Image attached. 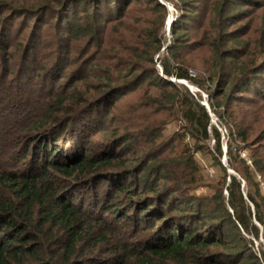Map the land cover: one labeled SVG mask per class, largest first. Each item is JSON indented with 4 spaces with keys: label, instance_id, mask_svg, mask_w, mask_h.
<instances>
[{
    "label": "trees",
    "instance_id": "trees-1",
    "mask_svg": "<svg viewBox=\"0 0 264 264\" xmlns=\"http://www.w3.org/2000/svg\"><path fill=\"white\" fill-rule=\"evenodd\" d=\"M166 1L176 13L164 47L159 0H0V264H264L253 246L264 241V47L239 24L244 2L264 0ZM46 14L42 54L33 38ZM16 15L32 18L24 42ZM179 79L247 144L251 166L227 145L239 178ZM133 91L139 100L115 114ZM168 111L195 141L214 139L225 195L189 194L199 167L189 147H161L153 116ZM121 128L136 132L130 145Z\"/></svg>",
    "mask_w": 264,
    "mask_h": 264
},
{
    "label": "rangeland",
    "instance_id": "rangeland-1",
    "mask_svg": "<svg viewBox=\"0 0 264 264\" xmlns=\"http://www.w3.org/2000/svg\"><path fill=\"white\" fill-rule=\"evenodd\" d=\"M159 1H164L169 5L171 8L170 14H171V20H172V15L176 13L175 9L172 8V6L169 4L168 1L166 0H159ZM176 2V0H171ZM242 11V20L239 22V24H243V38L245 42L252 41V44L257 45L258 49H263L264 47V5L262 7L257 8L254 5H251L249 1L244 2V4L241 5L240 7ZM199 15V14H198ZM201 16V15H200ZM21 19H25V21L28 20V26L22 30L23 36L21 34L18 35L20 28L23 29V25L21 23ZM32 19L29 15L28 16H19L16 15L14 18V28H13V33L15 32L16 38L18 39V42H24L27 35L26 33L29 34V28L32 25L31 20ZM53 19L49 14L44 15L37 23L38 28L41 27L40 30H37L39 34H37L33 40H39V44L41 45V51L42 54L46 53L47 50L51 48L52 45V36H48L50 33H53V28L51 25H48L51 23ZM47 21V22H46ZM171 22V21H170ZM48 23V24H47ZM168 27V28H167ZM163 32L165 33V40H164V47L168 45L169 42H171L172 36L169 31V26H167V21H165V27L163 28ZM188 34V35H193L194 30L190 33L187 31H183L182 35ZM40 36V37H39ZM251 36V39L249 38ZM38 37V38H37ZM263 44V45H262ZM262 45V46H261ZM18 54V53H17ZM16 55V54H15ZM40 55V54H39ZM155 55L154 57H156ZM17 57V55L15 56ZM13 57V60L14 58ZM19 58V56H18ZM16 59V58H15ZM19 60V59H18ZM18 62V61H16ZM191 74H194L191 71ZM180 83H183L184 85H187L189 91L191 93L196 94L199 96V102L202 101V93L207 95L203 90L198 89L197 87L190 85L184 80L179 79L178 80ZM190 86L193 87L192 90L190 89ZM199 93V94H198ZM139 100V92H128L121 96L116 103V108L115 109V114L118 113V115H122L123 111H126L129 105L134 104ZM206 102L209 106V101L208 97H206ZM209 111L211 113L210 116V124L216 128V130L219 132L220 135V149H221V156L219 158V161L222 166L226 168V173H231L234 174L237 178H239V175L233 171L230 168L226 167V151H227V145L231 144L233 151L235 150L234 145L238 147V154L239 156L245 160V163L249 166H251V159H250V150L247 148L245 145L247 144H242L238 140H233V137L230 136L228 127L219 121L217 116L211 111L209 108ZM124 114V113H123ZM114 112L111 113V115H108V119L106 122H113ZM144 116L142 113L140 117ZM146 115V114H145ZM139 117V116H138ZM150 117V114H148V118ZM157 128L161 132V147L165 149H175L179 150L182 145L187 146L190 148V152L193 154L194 161L199 167V172L197 174L198 179L196 180L195 183L190 184L188 187V192L191 196H196V197H211L213 196L214 193H216L217 189H221L222 195H225V190L224 186L222 185V179H223V173L221 168L216 164V162L212 159V155L214 154V149H215V143L214 139H208L206 141H200L197 142L191 136L187 133H184L183 129H181V126L183 125V120L179 116L172 115V113L164 112L158 114V116H153ZM110 118V119H109ZM260 118L263 119L264 121V110L262 111ZM115 119V118H114ZM139 122V119H136L132 123H137ZM123 128V125H122ZM121 128V129H122ZM143 132L144 130L141 129ZM124 135H127L128 137L131 134H135L136 132L131 129H122L121 131ZM139 134V133H138ZM183 134V137H182ZM132 138H128L126 140V144L130 145L132 142ZM202 145L204 146L205 149L203 150H196V147ZM242 153H244V156H242ZM250 160V164L246 162V160ZM257 174H255V180L258 181L257 179ZM259 182V181H258ZM242 188L245 191L246 187L242 183ZM259 189L261 194L264 196V189L260 186L259 183ZM232 228L231 224L227 223V230H230ZM233 234H236L235 232ZM254 250L257 252L260 251L259 243L262 245V249L264 250V241L259 238L257 241L253 242Z\"/></svg>",
    "mask_w": 264,
    "mask_h": 264
},
{
    "label": "built area",
    "instance_id": "built-area-1",
    "mask_svg": "<svg viewBox=\"0 0 264 264\" xmlns=\"http://www.w3.org/2000/svg\"><path fill=\"white\" fill-rule=\"evenodd\" d=\"M192 88L193 87H191L190 86V89L192 90ZM206 97H207V95H205L204 93H202V101L200 102L202 105H204V107L206 108V110H207V112H208V115H209V117L211 116V113H210V111H209V106H208V104H207V102H206ZM242 156H244V153H242ZM246 162L248 163V164H250V160H246ZM257 179H258V181H259V183H260V186L264 189V180L261 178V176L259 175V174H257Z\"/></svg>",
    "mask_w": 264,
    "mask_h": 264
},
{
    "label": "water",
    "instance_id": "water-1",
    "mask_svg": "<svg viewBox=\"0 0 264 264\" xmlns=\"http://www.w3.org/2000/svg\"><path fill=\"white\" fill-rule=\"evenodd\" d=\"M160 3H162L163 5H165V6L167 7V9H168L169 14H168V18H167V26H169V23H170V21H171V14H170V10H171V8H170L169 5H168L167 3H165L164 1H160ZM167 28H168V27H167Z\"/></svg>",
    "mask_w": 264,
    "mask_h": 264
}]
</instances>
